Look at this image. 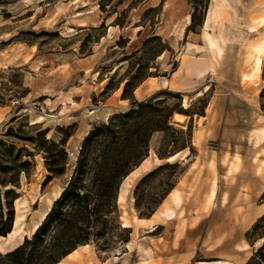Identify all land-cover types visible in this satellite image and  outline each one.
I'll list each match as a JSON object with an SVG mask.
<instances>
[{
    "label": "rangeland",
    "instance_id": "1",
    "mask_svg": "<svg viewBox=\"0 0 264 264\" xmlns=\"http://www.w3.org/2000/svg\"><path fill=\"white\" fill-rule=\"evenodd\" d=\"M227 1L222 63L199 80L209 90L193 97L203 86L183 93L161 87L138 100L134 90L142 83L156 87L159 79L164 84L188 42L204 44L202 22L211 0H0V264H45L56 257L63 264H264L261 127L250 138L261 126L257 116H264V51L253 77H242L254 57L248 44L264 33V26L258 32L248 27L264 0ZM211 99L213 117L205 128L196 117ZM138 102L143 107L131 113ZM103 124L121 134L108 150L110 160L124 154L130 172L149 156L148 165L128 179L117 178L112 212H102L94 223L83 217L72 226L53 222L29 254L27 247L19 261L5 257L33 235L8 247L1 236L16 214L24 212L29 230L52 208L85 138ZM111 136H99L92 147L85 185L92 183L99 150ZM102 171L107 175L106 167ZM164 208L174 214L162 216ZM147 221L156 223L152 231ZM87 232L86 246L74 244ZM73 245L76 250L62 258Z\"/></svg>",
    "mask_w": 264,
    "mask_h": 264
},
{
    "label": "trees",
    "instance_id": "2",
    "mask_svg": "<svg viewBox=\"0 0 264 264\" xmlns=\"http://www.w3.org/2000/svg\"><path fill=\"white\" fill-rule=\"evenodd\" d=\"M261 96L263 98L262 108L264 110V88L262 90ZM143 105L144 103L140 102H138L137 104H132L130 109L131 113L134 112L135 106L143 107ZM109 135H112L109 143H105L101 150H99L100 163L97 164V166L95 164V177L91 184L85 185L83 182V178L89 173L86 167L88 166V164H91L89 157L92 152V147L95 144H99V141L103 139L105 141L109 137ZM118 135L121 136L120 130H117L116 132L114 126L110 124H103L95 128L85 138L74 173L72 174L64 190L61 192L60 196L55 200L52 208L47 212L45 219L42 221V223L30 239L25 238L20 246L7 252L5 254V257H8L13 261H19V259H21V257H23V255L25 254L24 252L27 250V247H30L28 250L29 254L32 250L31 244H33L34 246H36L37 243L39 244V242L43 238V234L53 222L57 225H61L63 222H66L65 225L72 226L77 218L83 217L84 220L87 221V223H94V221L98 220L102 212L106 211L110 213L113 211V206L111 202L109 203V201L111 200V197L115 198V188H117L119 184L117 183V178L119 180L122 178V176H126L130 172L128 171V167H124L129 157L124 156V154L122 157L118 153L115 160L114 157H112L110 160L108 154V150H110L111 145L116 144V137L119 138ZM138 135L139 133H137V136ZM99 136L102 137L101 140H98ZM110 161L113 162L111 166H109ZM104 167H106L107 175H104L102 171ZM9 191H11V189H7L4 192L6 197ZM6 202L8 203V199L6 200ZM63 204H66L67 208H62ZM2 211L3 206L0 191V222H2L3 218ZM0 233L4 234L3 228H0ZM89 235L90 232H87V236L82 239L74 238V244H85L89 240ZM76 246L77 245H73L68 250L63 252V255L61 254V257H64L66 254L70 253L74 248H76ZM60 260H58L57 257L50 258V260L45 264H55Z\"/></svg>",
    "mask_w": 264,
    "mask_h": 264
},
{
    "label": "bare ground",
    "instance_id": "3",
    "mask_svg": "<svg viewBox=\"0 0 264 264\" xmlns=\"http://www.w3.org/2000/svg\"><path fill=\"white\" fill-rule=\"evenodd\" d=\"M228 6L229 5H228L227 0H211V6L209 8V11L204 16V19L202 22V37H203L204 44H195L192 42L187 43L186 50L184 51L183 56L180 59V64L176 71V74H177L176 77L178 76L177 80L179 79V81L175 80V82L177 81V86L178 85L184 86L188 84L190 79H192L194 82L202 79L209 72V70L213 69V59H217L221 57V55L223 54V45L225 44L226 38L222 32V29L224 28L223 27L224 21H226V19L229 18L228 11H227L229 9ZM263 11L264 10L261 9V11H259L257 15L255 16L253 15L252 19L256 23L248 25L250 31L258 32L259 31L258 28L264 26V12ZM188 22H189V19H188ZM248 47L250 50L253 51L254 57L250 63L251 69L247 72H244L242 75L243 79L245 80L252 78L255 70L259 69L260 67L261 54L264 51V33L262 35L257 36L253 41H251L248 44ZM206 52L209 53L208 56L206 55ZM181 73L182 74L184 73V74L180 75ZM163 83L167 84L168 80L164 78ZM209 88H210V85L208 83L205 84L201 90H197L194 93L193 97L200 96L203 92H207ZM182 106L184 108H188L189 104L187 103V101L184 100L182 103ZM173 117L178 120L179 117H181V115L180 113L176 112L173 114ZM152 153L154 154V152ZM177 154L178 153L176 152V153H173L167 156L166 161L170 162L174 160ZM189 155L190 154L185 153V157ZM148 157L144 158L140 162L139 165H137L128 175H126L125 179H128L130 175L136 173L139 169L144 168V166H147ZM170 191L171 192L169 193V195L172 196V198L174 199L176 203H178L177 190L172 189ZM213 196H214V190H212V194H211V197ZM123 200H124V195L123 193H120L118 196V201H123ZM32 201L35 202L36 199H33ZM159 213L162 216L171 217L174 214V211L169 208H164ZM46 215H47V212L42 213L40 220L34 223L29 230H26L23 227L24 218H25L24 212L17 213L14 219L12 229L7 233L6 236H1V237L5 240V243H9L8 247L21 244L22 240L27 236V234H34V232L40 226L41 222L45 219ZM136 220H145V219L139 217V218H136ZM122 225L125 227L130 226L126 220H122ZM146 228H148L149 231H152L155 228V225L151 222H148ZM86 245L87 244L85 243L80 246H86ZM1 248L4 249L3 246H1ZM76 248H74L70 253H72ZM137 249L139 250L142 257L147 258V254L143 252L142 243L139 242L137 244ZM70 253L66 254L65 256H69ZM113 258L115 262L119 260L117 256H114ZM145 262H146V259H142L140 261V264H145ZM218 262H220V264H231V262L228 260H218ZM200 263L204 264L205 262L200 261ZM56 264H63V263L62 261H58L56 262Z\"/></svg>",
    "mask_w": 264,
    "mask_h": 264
},
{
    "label": "crops",
    "instance_id": "4",
    "mask_svg": "<svg viewBox=\"0 0 264 264\" xmlns=\"http://www.w3.org/2000/svg\"><path fill=\"white\" fill-rule=\"evenodd\" d=\"M262 27H259L258 29L260 30ZM255 32V31H254ZM226 49V48H225ZM224 45H223V53H224ZM206 55L208 56L209 53L206 52ZM223 55V54H222ZM221 55V56H222ZM222 63V59L220 60V58H217V59H213V69L212 70H209V73L213 72V71H217L219 69V66L220 64ZM179 64H180V59H179V62L177 64V67L175 69V71H173L171 74L167 75V77H164L168 80V83L167 84H162V80H158L157 83L158 85L156 87H153V88H148L149 87V83L148 85H145L144 83L140 84L135 90H134V96L136 97V99L138 100H143L145 98H148L149 96H151L152 94L155 93V91L157 89H160L161 87H167L168 89H170L171 91H175V92H178V93H183V92H187V89L188 88H194V89H198V88H201L203 86V82L200 83L199 82H196L194 83V81L192 79L189 80V83L184 85V86H181V85H178L177 86V81H179V79L177 80L178 76L176 77V71L179 67ZM184 74V73H183ZM182 73L180 75H183ZM206 74V75H207ZM176 77V78H175ZM175 78V79H174ZM175 80H177L175 82ZM261 80H264V77L261 76ZM175 82V83H174ZM213 82L214 80H212V83L209 82L211 84V87L213 86ZM203 83V84H202ZM193 89V90H194ZM137 93H139V96H137ZM233 103L232 100L229 98V105ZM213 106V99L211 100H208L207 101V104L205 105V109H204V113L203 115H197L196 117V122L201 119H203L202 121V127H209L210 125H208L209 123V120H212V117H213V114L212 112L210 111V109L212 108ZM185 116V115H184ZM261 117L260 119H258V117ZM257 120L259 122H261V126H257V127H254L251 132H250V138H251V141L255 139V136H254V133H253V130L256 129V128H259L261 127V139L259 140V142L257 143L258 146H260L261 144V147L263 146L264 147V116L263 115H258L257 116ZM195 121V119H194ZM196 128V126H195ZM198 128V126H197ZM205 132V130H204ZM181 152V151H180ZM177 154V156L179 155V153ZM176 156V157H177ZM261 160H264V153L261 154ZM159 209L158 210H155L151 216L147 219V220H155L156 219V216H157V213H158ZM154 225H156V223H154ZM76 250V249H75ZM71 254V253H70ZM69 254V255H70ZM67 257V256H66ZM61 261V260H60Z\"/></svg>",
    "mask_w": 264,
    "mask_h": 264
}]
</instances>
